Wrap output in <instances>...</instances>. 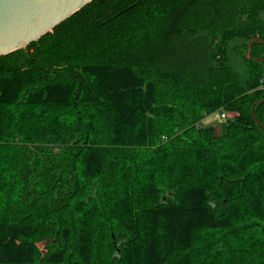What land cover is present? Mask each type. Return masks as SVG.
<instances>
[{
	"label": "trees",
	"instance_id": "obj_1",
	"mask_svg": "<svg viewBox=\"0 0 264 264\" xmlns=\"http://www.w3.org/2000/svg\"><path fill=\"white\" fill-rule=\"evenodd\" d=\"M262 41L264 0H91L0 56V264H264Z\"/></svg>",
	"mask_w": 264,
	"mask_h": 264
},
{
	"label": "water",
	"instance_id": "obj_2",
	"mask_svg": "<svg viewBox=\"0 0 264 264\" xmlns=\"http://www.w3.org/2000/svg\"><path fill=\"white\" fill-rule=\"evenodd\" d=\"M90 1L0 0V56L25 48Z\"/></svg>",
	"mask_w": 264,
	"mask_h": 264
},
{
	"label": "rangeland",
	"instance_id": "obj_3",
	"mask_svg": "<svg viewBox=\"0 0 264 264\" xmlns=\"http://www.w3.org/2000/svg\"><path fill=\"white\" fill-rule=\"evenodd\" d=\"M235 45L234 46H238V44H240L239 41L234 42ZM231 44V47L233 46V44ZM230 53L232 56V60L234 65H239L240 63V57H238L235 53V51L233 50V48L230 49ZM228 120V115L226 116V118L222 119L219 117L218 113H212L208 116H206L203 119V125L204 126H212L213 130L216 134H221L224 132L225 130V121ZM40 247H42V245H40Z\"/></svg>",
	"mask_w": 264,
	"mask_h": 264
},
{
	"label": "built area",
	"instance_id": "obj_4",
	"mask_svg": "<svg viewBox=\"0 0 264 264\" xmlns=\"http://www.w3.org/2000/svg\"><path fill=\"white\" fill-rule=\"evenodd\" d=\"M226 116H227V114H225V113L220 114V118H222V119L226 118Z\"/></svg>",
	"mask_w": 264,
	"mask_h": 264
}]
</instances>
